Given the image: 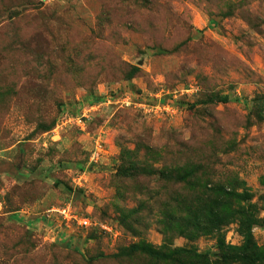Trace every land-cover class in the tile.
<instances>
[{
	"label": "rangeland",
	"instance_id": "obj_1",
	"mask_svg": "<svg viewBox=\"0 0 264 264\" xmlns=\"http://www.w3.org/2000/svg\"><path fill=\"white\" fill-rule=\"evenodd\" d=\"M0 264H264V0H0Z\"/></svg>",
	"mask_w": 264,
	"mask_h": 264
},
{
	"label": "built area",
	"instance_id": "obj_2",
	"mask_svg": "<svg viewBox=\"0 0 264 264\" xmlns=\"http://www.w3.org/2000/svg\"><path fill=\"white\" fill-rule=\"evenodd\" d=\"M84 223H85V224H87V223H88V221H84Z\"/></svg>",
	"mask_w": 264,
	"mask_h": 264
}]
</instances>
